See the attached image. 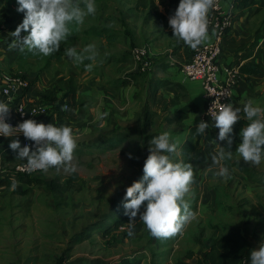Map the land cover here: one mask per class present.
I'll return each instance as SVG.
<instances>
[{"label": "rangeland", "instance_id": "obj_1", "mask_svg": "<svg viewBox=\"0 0 264 264\" xmlns=\"http://www.w3.org/2000/svg\"><path fill=\"white\" fill-rule=\"evenodd\" d=\"M132 1L135 2L136 0ZM94 2L96 5L95 14L87 16L83 25L73 26V34L68 37L59 51L47 57L30 52L33 55H29L28 58L24 55L20 56L19 53L17 58L9 63L10 55L6 48H10L9 45L12 40L6 39L7 37L3 35L7 31H15L23 22L25 13L17 11L19 7L17 0H0V35L3 34L0 43V60L4 61V65L0 63V66L3 71L16 72L19 71L18 68H21L32 79V86L39 75H46L42 78L44 87L40 85L41 88H44L42 98L49 95L56 101H61L62 98L58 99L55 90L50 89L51 70L59 67L61 69L63 66L58 63L59 60L55 56L59 52L60 56L62 54L67 56L65 50L68 48L74 47L81 51L86 46L93 44L98 52L95 61L85 59L83 63L78 65L77 72L85 62L87 65L92 64L93 67L100 66V59L106 64V71H115L120 66V62L117 67L112 66L111 68L109 55L105 52L113 51L118 61L124 50H127L125 55H132L136 47L150 46L152 48L150 41H153L156 32L153 30L152 22L149 21L144 24L140 10L136 11L134 8L128 10L126 3L117 7L116 11L105 10L100 6V0H94ZM161 3L164 7V0ZM107 13L108 17H106ZM114 15L122 16L123 19L113 23L111 17ZM96 27L98 29H95ZM100 30H103L104 36L98 35ZM27 34V32H21V36ZM155 40L160 46L158 43L161 40L156 38ZM160 47L164 48V46ZM69 61L73 60L70 59ZM123 61H126L125 72L138 67L132 56ZM179 67L180 64L177 68L180 71ZM150 70H153L152 59L151 66L142 72ZM30 71L35 72L37 77L32 76ZM96 71L97 69L92 70L93 73ZM153 71L158 78L165 75V72L160 68L156 67ZM92 72L86 67L82 68L80 74L75 77L72 75L73 77L64 86H68V90L72 94L78 93V97L87 98L92 93V81L95 79L102 81ZM119 72L122 73V71ZM182 78L183 76L179 75V79ZM183 81L186 82L185 79ZM142 82L140 79L136 84H130L126 92L123 93L125 95L113 98L116 107L124 116L120 121L121 126L123 128L134 127L135 129L138 127L136 137H130L122 146L114 149L100 151L93 148L82 154L74 153L73 163L77 167V171L74 173L66 172L63 168L60 170L50 168L46 173L41 172L36 175L34 177L36 179L27 186L25 183L20 184V182L15 181L17 183L15 187H13V182L4 188L0 187V264H68L73 260V257L103 258L107 260L105 263L115 264V260L123 254L135 255L142 251L145 252L144 261L153 262L152 264H159V262L174 263L177 260L194 262L195 259H189L187 256L189 252L195 251L203 254L205 245L202 240L214 234L211 224L217 223L220 219L223 220L220 221L221 223L227 221L240 223L238 219H241V213L247 208L245 204H240L239 208H234L232 203L235 204V201L237 204L242 203L246 198L245 194L240 193L239 186L241 183L236 189L231 187L232 184H236L235 181L231 180V176L235 178V175L241 174V172L232 171L228 179L216 177L214 174L211 179L204 180L207 169L212 166V160H209L204 166L192 164L194 174H196L195 180L200 175L202 178L192 184L191 192L186 197L191 210L195 213V219L185 227L180 240L177 238L172 242L168 238H157V241H154L156 237H153L147 230L143 221L139 219V214L134 221L133 230L135 234L132 236L128 235V231L132 227L130 222L124 225V229L115 228L110 233L104 231L103 228L112 222L113 217L124 215L122 213H125V208L121 204L125 200L127 187L143 177V166L150 155L151 144L149 142L144 151L142 140L148 134L156 131L158 121L164 124V119L161 117L162 111L158 112L156 106L154 107L151 103L149 108L155 114L151 117L153 124H144L143 111L147 96L145 93L142 97L140 90ZM187 83L189 84V81ZM189 88L191 87L189 86ZM135 90L141 93L139 97L133 96ZM159 92L163 95H169L173 90L167 87L163 90L160 89ZM100 96L97 103L100 101ZM84 97L76 103H72L68 96L64 98L65 101L70 102V105L73 104L75 110L73 118H76L72 119L69 112L66 114L67 122L64 124L73 128L78 137V144L87 142L90 144L108 136L112 132L113 126L110 122L113 113L106 112L107 117H103L99 113L102 105L90 104L88 106ZM104 106L108 109L111 102H106ZM100 120L101 123L98 122ZM196 141L194 140V142ZM218 143L225 148V151H232L233 158L245 163L236 152L237 148L232 149L233 147L227 141H224L225 144L222 141ZM138 144L139 148H137ZM200 144L204 151L211 154V157L219 147L218 144L205 140ZM140 147L142 149L139 153ZM129 154H131V158ZM172 159L175 162L188 163L181 144L176 153L173 154ZM245 164L255 168L258 172L256 178L252 179L253 183H250L249 186L250 190L254 191L261 184L258 178L264 180V162L259 166ZM217 170L215 169L214 172ZM217 184L220 186L218 187ZM204 186L216 189L213 209L209 208L208 203L199 209L201 197L199 190H202ZM22 188L29 190L27 193H23L21 192ZM258 191L259 189L254 192L257 194ZM235 197L237 198L235 199ZM259 199H256L255 202L259 203ZM219 202L225 204L222 213L218 209ZM226 203L231 204V206ZM145 207L146 203L141 212L144 211ZM121 208H123L122 211H120ZM201 228L203 230L200 236ZM171 242L172 244H170ZM174 250L178 251L177 255H175ZM166 252L169 253V256L166 255Z\"/></svg>", "mask_w": 264, "mask_h": 264}, {"label": "clouds", "instance_id": "obj_2", "mask_svg": "<svg viewBox=\"0 0 264 264\" xmlns=\"http://www.w3.org/2000/svg\"><path fill=\"white\" fill-rule=\"evenodd\" d=\"M18 12L25 13L23 22L11 36L14 38L10 49H27L35 55L47 57L59 51L61 43L73 34V26L83 25L85 18L94 15V0H17ZM159 6V0H157ZM216 8V0H180L175 14L169 18L174 36L196 51L210 39L209 14ZM21 32L27 35L21 36ZM74 64H81L85 59L95 61L98 52L90 44L81 51L76 48L65 50ZM92 64L86 65L91 70ZM12 97L0 101V135L15 137L20 133L35 143L36 148L21 147L19 139H13L9 147L18 150L17 159L26 161V170L47 172L50 168L66 172H76L73 163L74 152L78 147V137L67 124L57 126L45 124L35 119H26L13 127L7 122L10 114ZM209 114L214 127L219 129L218 137L212 143L218 144L212 155V166L218 169L214 174L225 179L230 178V171L225 161L231 160L233 152L220 146L218 141L228 140L232 144L234 125L242 119L241 112L249 123L242 129V142L236 152L245 163L259 166L264 162V108L254 99H248L243 107L233 104H221L218 111ZM62 111L68 110L65 104ZM33 115L35 113L33 112ZM209 124L201 120L196 131L204 134ZM150 155L143 166V177L127 187L125 195V215L132 227L128 235H134V221L139 214L147 230L153 237L167 239L182 234L185 227L195 219L186 199L195 182L194 169L190 163L175 162L172 159L180 145L179 137H173L168 131L155 136L151 141ZM131 158V154H129ZM211 170V169H210ZM16 182L13 181V187ZM141 212L142 207L145 206ZM251 264H264V243L254 248L250 254Z\"/></svg>", "mask_w": 264, "mask_h": 264}, {"label": "crops", "instance_id": "obj_3", "mask_svg": "<svg viewBox=\"0 0 264 264\" xmlns=\"http://www.w3.org/2000/svg\"><path fill=\"white\" fill-rule=\"evenodd\" d=\"M161 1L162 0H159V6L157 5V0H136L135 2L134 1L131 2V0H102V1L100 0L99 3L100 6L103 7L105 10H113V11H116L117 7H120L122 6L123 3H126L128 6V10H131L133 8L136 11L140 10V13L144 19L143 21L144 24L149 21L152 22L154 26L153 30L154 32H156L155 38L161 40V42H159L158 44L160 46H164V48H161L160 46L157 45L155 38L153 39V41H150V45L152 46V48L150 46H142V47L147 48L148 59L150 62L151 59L153 61V70L157 67L160 68L163 72H165V75L160 79H168L171 82L173 83L175 82L179 85H174L171 83V85H169L168 88H171L173 92H171L169 95H165V94L163 95L161 94V92L158 91V93L153 96L151 91L148 89L149 88L148 86L151 78L153 77L158 78L156 77V73L153 70H150L148 72H142V70L145 71L149 67L143 69L141 62L137 61L134 58L133 54L125 55L127 53V50H124V52L121 54L122 57H120L118 61L114 56V52L111 51V52H105L106 54L109 55L110 58L109 64H111V68L112 66L117 67V65H119L118 64L119 62H120V66H118V68L115 71H111V70L106 71L105 68L107 66L105 63L102 62L103 60L100 59L101 65L92 67L90 72H92L93 69H97L96 73L93 72L92 73L98 78H100L102 81H98L96 79L93 80L91 95L87 96V98H85L84 96L82 97H84L87 100L88 106L90 104L99 105V106L102 105L100 107L99 113L103 117H107L106 112L113 113V116L111 115L112 118L110 120V122L113 124L112 132L116 130H125V129L133 130L135 129L134 127L123 128V126H121L120 121L124 116L122 115L120 109L116 107L113 98L117 96L121 97L122 95H125L123 93L126 92V89L129 88V85L133 83L136 84V82H139V80L141 79L143 81L140 87V90L143 95L142 97H144L145 93L147 96L143 111L144 112L143 119L144 120L146 119L148 113L150 114L149 115L150 119L148 124H153L151 117L155 116V114L153 110L149 108V104L151 103V105H154V107L156 106L155 108L157 109L158 112L162 111L161 117L164 119V124L158 121L157 123L158 128L156 129L155 132L163 133L165 131H168L172 134L173 137H179L182 151L184 152V154H186L185 152L186 146L189 143L194 142V140L195 141L197 140V138H195V136L193 135L194 129L198 126V124L201 122L202 119L201 117L202 116L201 113L203 111L202 84L199 80H185L186 82H184L183 81L184 78H182L181 80L179 79V75L181 76V74L177 69L178 64H181L186 59H188L192 54L193 50L190 47H188L183 41L179 40L177 37L174 36V32L170 24L165 25L158 18L159 13L165 15L168 19V22L170 18V15L168 14V10H169L168 4L172 3L171 0H164V7L162 6ZM248 1L251 2V0ZM252 1L254 3H250L248 5L245 3L233 4V0L221 1L224 12L231 19V26L228 30L227 36L223 40L222 54H221L222 56L220 59V63L222 68L226 66L235 72L236 84L234 87V93H233V98L231 100V104H233L234 107L242 108L248 99H254L261 108H264V0H252ZM177 8L178 6L176 7V9ZM119 9L122 10L121 8ZM106 17H108V13L106 14ZM111 19H113L112 22L114 23L116 21L122 20L123 18L122 16L118 17L117 15H114L111 17ZM12 32L14 31L13 30L10 32L7 31L6 33H4L5 35L3 34L1 35L7 37L6 39H11L13 41L14 38L11 36ZM1 35H0V43L3 39L2 38L3 36ZM102 36H104V34ZM164 42H166V44H164ZM147 43H149V41H147ZM6 50L10 55L9 63H12L11 61L13 59H16L19 53L20 56H22L27 51V49L21 51L20 49H16V48H12V49L6 48ZM129 56H132L133 60H135L138 67L125 72L126 61L123 60H127ZM24 57L28 58L27 55H24ZM56 59L59 60L58 63L62 64L63 66L61 67V69L59 67L51 70L50 89L55 90V94L57 95L58 99L59 98L64 99L66 96H68L69 99L72 100V103H76L80 101L82 97H78V93L72 94V92L68 90V86H64V85L67 84V81L71 77H73L72 75H74L75 77L80 74L82 68L84 69L86 67L87 65L86 62L77 72L79 68L78 65L74 64L73 61H69L71 58H69L68 56L62 54L60 56V59H58V57ZM121 61H123L122 64ZM3 62L4 61L0 60L1 64H3ZM243 66H245L244 71H241V68ZM249 66L259 67L262 70V73L251 74L250 72H248L250 70ZM18 69L19 71L16 72L10 71V73L25 75L26 71L22 70L21 68ZM119 71H122L123 74L120 73ZM0 72H5L3 71V68L1 66H0ZM30 73L32 76L37 77L35 72L30 71ZM44 76L46 75H39V77H37V81L28 91L30 99L37 100L42 98L44 88H41L40 85L44 87V85L42 84V82L44 81L42 78ZM219 77L221 79L225 78L224 70H222L219 73ZM123 79H126L128 82L125 83ZM187 81H189V84L187 83ZM189 86L191 88H189ZM140 94L141 93H139L138 90H135L133 96L139 97ZM99 95H101L100 101L97 103V99ZM50 98L52 99L53 97ZM106 102L107 103L111 102V106H109L108 109H106L104 106ZM72 105L73 104L70 105V109L68 113L70 112L69 114L71 115L72 119H76L73 118V114H75V110ZM241 117H242L241 120H243L245 124L240 128V131H242V129L249 123L246 117H244L243 112H241ZM66 119L67 118L65 117L64 123L67 122ZM98 122L101 123V120ZM136 129H138V127ZM112 132L110 134H112ZM211 132L216 137H218L219 134L218 128H214ZM129 139L130 138H128L126 141H128ZM98 141H93L90 144L97 143ZM202 141L203 139L200 140V142ZM225 141H227L228 143L227 139H225ZM240 143L241 142H238L237 140L234 139V137H232V144H231V146L233 147L232 149L238 148ZM90 144L88 142L78 144V147L74 153L75 154L85 153V151H88L91 148L89 147ZM1 145L4 146L5 144L0 143V150L2 148ZM6 150L0 152V162L4 160H8V161L17 160L18 150L10 149V147H8ZM209 160H212V157H210ZM209 160L203 163H198V164L194 163V164L198 166H204L209 162ZM215 169H216L215 167L213 168L212 166H210L206 171L207 175L205 176L204 180L205 179L207 180V178L211 179L214 176ZM195 176L196 174H194V177ZM201 178L202 176L200 175L198 179H196L195 181H198ZM231 180L236 182V184L231 185V187L234 189H236L241 183L239 186L240 193L245 194V198H246V200H244V202L242 203L237 204V201H235L234 204L231 202L234 208H239L240 204H245V207L247 209H250L254 204L257 203L255 201L258 198H260L258 201L264 203V185L259 184V186L254 190L257 191V189H259L258 193L256 194V192L250 190L249 188V186L251 185L250 183H253V181L247 175L243 173L237 174L235 175V178L233 176ZM217 186L219 187L220 184H217ZM215 191L216 189L206 188L205 186L204 188H202V190H199V193L201 195L199 200L200 203L199 209L204 207V204L207 203L209 204V208L211 207L213 209L215 204L214 203ZM236 198L237 197H235V199ZM124 203H122L121 205H124ZM226 204L231 206V204L228 203ZM122 210L123 208H121L120 211ZM238 221H240V219H238ZM239 227H240V231L243 234L247 235L250 239L256 242V244L257 243L260 244V240L264 237V221H256L255 219L251 220L250 222H246V220L242 222L240 221ZM113 230L108 232H106L105 230L104 231L106 233H110ZM200 231H202V229H200ZM217 234L218 231H214L213 235H217ZM181 237L182 235L180 234L179 236L178 234L168 239H171L172 242H174L177 238H178L177 240H180ZM154 241H157V238H155ZM172 242L170 244H172ZM165 244L167 243L165 242ZM174 252L175 255L178 254L177 250L176 251L174 250ZM144 253L145 252L142 251L140 254H135V255L123 254L121 255V257L125 255H132L134 257L141 256L143 262L147 264H152L153 262L144 261V257H145ZM166 255L169 256V253L166 252ZM201 255H202L201 252L195 251L194 255L191 258L195 259L194 262H196L197 258ZM76 258L77 257H73V259ZM89 259H95V258H89ZM117 260H115V262H117ZM165 263L166 262L164 263L159 262V264H165ZM174 263H166V264H174Z\"/></svg>", "mask_w": 264, "mask_h": 264}, {"label": "trees", "instance_id": "obj_4", "mask_svg": "<svg viewBox=\"0 0 264 264\" xmlns=\"http://www.w3.org/2000/svg\"><path fill=\"white\" fill-rule=\"evenodd\" d=\"M171 2L172 3L168 4V7H169L168 14L170 15V17L175 14L176 7L179 5L180 0H171ZM237 3L238 4L245 3L248 5V4L254 3V2L252 0H251V2H249L248 0H238ZM158 18L165 25L169 24L167 17L165 15H163L162 13L158 14ZM95 29H98V28L96 27ZM98 35L102 36L103 30H100ZM63 44H64V42L61 43L60 47H62ZM24 55L29 56V55H33V54L27 50L24 53ZM55 56H56V58L58 57V59H60V52L58 54H56ZM244 68H245V66H243L241 68V71H244ZM249 68H250V70L248 72H250L251 74L262 73V70L259 67L249 66ZM179 73L181 74L180 71H179ZM24 76L29 78L28 75H26V74ZM30 80H31V84H32V79L30 78ZM123 81L125 83L128 82L126 79H123ZM171 83L174 85H179L175 82L174 83L171 82L168 79H160V78L153 77L150 79L148 89L151 91L152 95L154 96L155 94L158 93V91L160 89L167 88L169 85H171ZM37 100H40V102H51L54 104L53 107L56 109H60L61 106L63 105V103L65 102L64 99H62L61 101H56L53 98L51 99L49 95H47L46 98H40ZM69 109H70V107H69ZM69 109H68V111H69ZM202 110H203V108H202ZM68 111L67 112L65 111V113L62 114L64 116V118L66 117V114L68 113ZM149 115L150 114L147 113V117L144 120L145 125H147L149 123V119H150ZM62 121L64 123L65 119H63ZM244 124H245V122L240 119L234 125L233 133L231 134V136L234 137V139L237 140L238 142H242V137L240 136V133H241L240 128ZM196 128L194 129L193 135L195 136V138H197V141L189 143L185 148L188 163H190L191 165L193 163L198 164V163L206 162L211 157V154L204 151V149L202 148V145L200 144V140L203 139L207 142H212L213 139L216 138V136L211 132L212 128H214V127L206 129V132L204 134H197ZM136 132L137 131L135 129H133V130H131V129L116 130V131L112 132V134L102 137L97 143L90 144L89 147H91L90 149L96 148L100 151H105L107 149H114V148L121 146L128 138L136 137ZM134 134H135V136H133ZM159 134H161V133L160 132H154V133L148 134L147 136L144 137V139L142 140V144L144 143V151L147 149V144L149 142H151L152 139ZM224 141H222V142L224 143ZM1 142H3V144H5L4 146L1 145L2 148H1L0 152H3L9 147V145H8L9 141L8 140H0V143ZM137 148H139V144L137 145ZM141 149H142V147H140L139 153L141 152ZM88 151H90V150H88ZM135 151H137V150H135ZM225 164L229 168L230 173H232V171H234V170H238L241 173L250 177L251 179L256 178V174L258 173L255 168L241 162L238 159H231V160L225 161ZM35 176L19 174L17 176V182L18 183L20 182V184L25 183L27 186V185L31 184L34 181V179H36V178H34ZM232 177L233 176H231V178ZM258 181H260V183L262 185H264V180H261L260 178H258ZM11 183H12V180H10L8 178L7 179H0V187H6L8 185H11ZM28 190L29 189L26 188V189H23L21 192L27 193ZM124 202H125V200H123V203ZM224 207H225V204H222L221 202H219L218 209H219L220 213L224 212V209H225ZM122 214H124V213H122ZM245 216H246V219H245ZM254 219L256 221H264V203L261 201L257 204H254L250 208V210L245 209L241 213V219H240L241 222L245 221V220H246V222H250L251 220H254ZM111 221L112 222H110V224H108L106 227L103 228L106 232L111 231L115 228H120V226H124V225L129 224V217L124 214V215L119 216V217H117V216L113 217ZM220 221H223V220L220 219L217 223L211 224L212 229L214 231H218V234L217 235H211V236L207 237L206 239L202 240V242L205 245V250H204L203 254L197 258L196 262H188L186 260H177L174 264H241L244 260L251 263V260H250L251 251L254 248H257L261 243H264V237L260 240V244L257 243L258 244L257 245L256 242H254L247 235L243 234L240 231V227H239L238 222H234V223L223 222V223H221ZM201 229L203 230V228H201ZM201 235H202V231L200 233V236ZM199 240H201V239L199 238ZM193 255H194V252H189L187 257L191 258ZM68 264H107V263H105V260L103 261L101 258H95V259L76 258V259L71 260ZM115 264H147V263L143 262L141 256L134 257L132 255H125V256H122L121 258H119L117 260V262H115Z\"/></svg>", "mask_w": 264, "mask_h": 264}, {"label": "built area", "instance_id": "obj_5", "mask_svg": "<svg viewBox=\"0 0 264 264\" xmlns=\"http://www.w3.org/2000/svg\"><path fill=\"white\" fill-rule=\"evenodd\" d=\"M221 1L216 0V8L209 14L210 40L201 45L198 50H193L190 58L180 64V72L185 80L201 81L203 87L201 120L208 122V128L214 127V121L209 114L210 109L214 106L212 111H218L221 104L231 103L236 84L235 72L226 66L222 68L220 63L223 40L231 26V19L224 12ZM237 1L233 0V4H236ZM132 54L137 61L141 62L143 69L150 67L151 62L148 59L147 48L136 47ZM222 70H224L225 74L224 79L219 77V73ZM31 86L30 78L22 74L0 72V101H7L9 97H12L11 110L7 122L13 127L18 126L26 119H35L38 123L63 125L62 120L65 118L62 114L65 111L61 109L65 104L68 105L69 109L70 102L65 101L60 109H56L51 102H40V100L30 99L28 91ZM33 112L35 115H33ZM13 139H19L21 147L28 145L32 150L36 148L35 143L26 139L22 133L15 137L0 135V140L9 141L8 145ZM41 172L29 173L26 170V161L19 159L0 162V179L8 178L12 182H17L19 174L35 176ZM120 228L124 229V226H120ZM241 264L251 263L244 260Z\"/></svg>", "mask_w": 264, "mask_h": 264}]
</instances>
